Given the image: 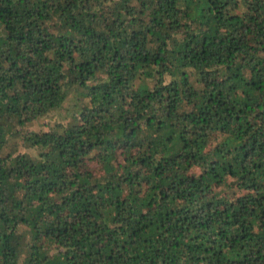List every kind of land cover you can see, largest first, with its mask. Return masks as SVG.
Here are the masks:
<instances>
[{"label":"trees","instance_id":"16d2710c","mask_svg":"<svg viewBox=\"0 0 264 264\" xmlns=\"http://www.w3.org/2000/svg\"><path fill=\"white\" fill-rule=\"evenodd\" d=\"M0 264H264V0H0Z\"/></svg>","mask_w":264,"mask_h":264},{"label":"rangeland","instance_id":"374dc122","mask_svg":"<svg viewBox=\"0 0 264 264\" xmlns=\"http://www.w3.org/2000/svg\"><path fill=\"white\" fill-rule=\"evenodd\" d=\"M41 125H42V124H41ZM36 127H38V126H35V125H34L32 128L36 129Z\"/></svg>","mask_w":264,"mask_h":264}]
</instances>
